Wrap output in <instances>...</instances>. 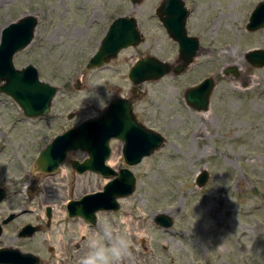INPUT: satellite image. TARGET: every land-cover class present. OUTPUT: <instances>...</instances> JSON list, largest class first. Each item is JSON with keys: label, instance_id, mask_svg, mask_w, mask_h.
I'll return each instance as SVG.
<instances>
[{"label": "rangeland", "instance_id": "1", "mask_svg": "<svg viewBox=\"0 0 264 264\" xmlns=\"http://www.w3.org/2000/svg\"><path fill=\"white\" fill-rule=\"evenodd\" d=\"M161 1L0 0V39L10 23L27 15L39 19L34 41L15 56V66L33 64L42 81L62 88L44 118L27 117L0 92V189L9 191L0 205V222L16 214L0 248L33 253L47 264L53 246L55 261L62 264L67 238L80 239L79 223L67 221V203L101 191L109 179L76 174L65 163L54 177L39 176L38 192L30 179L34 162L56 136L97 117L112 99L132 96L128 75L137 60H178L179 45L156 15ZM184 1L191 11L188 33L200 40L197 56L183 74L143 83L134 102L137 119L167 142L132 168L136 192L119 199L116 213L98 215V225L107 222L117 233L127 232L130 255L122 264H264V68L246 59L250 50L264 49V28L246 29L262 0ZM123 16L137 20L144 42L88 71L111 23ZM231 67L238 76L225 73ZM209 77L216 81L210 109L197 112L187 105L185 93ZM70 114L75 117L69 119ZM111 146L109 164L126 167L123 142L113 140ZM71 155L68 159L85 157ZM203 170L210 180L199 188L196 179ZM47 207L53 209L51 227L46 226ZM159 214L173 218L171 229L155 223ZM28 222L42 230L21 239L18 231ZM96 231H88L85 249Z\"/></svg>", "mask_w": 264, "mask_h": 264}, {"label": "water", "instance_id": "2", "mask_svg": "<svg viewBox=\"0 0 264 264\" xmlns=\"http://www.w3.org/2000/svg\"><path fill=\"white\" fill-rule=\"evenodd\" d=\"M140 1L131 0L134 5ZM190 14L184 0H162L156 9V15L169 37L179 45L178 60L166 62L155 56H144L137 60L128 75L134 85L133 95L129 99H112L97 117L56 136L39 153L33 166L35 173L54 175L69 155L82 151L88 158L84 162L69 160L72 168L80 174L92 172L109 179L101 191L70 201L67 205L69 216L82 217L95 223L98 212L118 211L121 207L119 199L133 195L137 189L138 180L132 168L166 144L163 134L146 127L137 119L134 102L140 97L143 83L156 82L167 75L179 76L193 64L200 48V40L188 33L187 22ZM38 25L37 16H24L5 26L0 39V92L10 96L29 118L47 117L51 113L55 97L62 89L42 81L38 68L33 64L21 69L15 66V56L32 44ZM263 28L264 0L252 11L246 29L255 33ZM143 42L144 35L135 18H116L108 28L98 51L88 61L86 69L90 71L105 67L116 60L123 50L139 46ZM246 59L252 66L264 68V49L250 50ZM225 73L238 76L235 67L228 68ZM215 87V79L209 77L188 88L185 93L187 105L197 112L208 111ZM74 117L75 114L69 115V119ZM113 140L123 142L122 153L126 167L120 170L109 164L113 153ZM209 180L210 173L203 170L197 175L196 184L203 188ZM8 194V190L0 189V205L7 199ZM47 216L51 218V208H48ZM14 217V214L11 215L4 224ZM155 223L161 228L171 229L174 220L167 214H159ZM39 230V227L29 224L19 232V237H33ZM3 234V225L0 224V237ZM0 264H41V259L17 248H0Z\"/></svg>", "mask_w": 264, "mask_h": 264}, {"label": "flooded vegetation", "instance_id": "3", "mask_svg": "<svg viewBox=\"0 0 264 264\" xmlns=\"http://www.w3.org/2000/svg\"><path fill=\"white\" fill-rule=\"evenodd\" d=\"M133 93V92H132ZM131 97V96H130ZM122 98H124V99H129V94L127 95V96H122ZM44 118V117H43ZM87 121V120H86ZM86 121H84V122H86ZM84 122H82V123H84ZM82 123H80V124H82ZM79 124V125H80ZM78 152H81V153H84V152H82V151H77V152H75V153H73L71 156H75L76 155V153H78ZM85 154V157L84 158H82L81 160H78V159H75L74 158V160H78V161H80V162H84L87 158H88V155L86 154V153H84ZM69 160H71V159H68L67 158V160L65 161V163H67V165H69V166H71L70 165V163L68 162ZM64 163V164H65ZM63 164V165H64ZM62 165V166H63ZM62 166H61V168L59 169V171L58 172H60V170L62 169ZM71 168H72V166H71ZM73 169V168H72ZM73 171L76 173V174H79V175H83V174H80V173H78L77 171H75L74 169H73ZM57 172V173H58ZM56 173V174H57ZM87 173H91V174H94V175H97L100 179H105L102 175H100V174H96V173H92V172H87ZM87 173H84V174H87ZM39 176H43V177H45V178H47V177H54L55 176V174L54 175H48V174H43V173H39V174H35V173H32L31 174V184L33 185V187L35 188V187H37V188H35V190L36 191H40V189H39V187H41V185L39 184ZM44 182V181H43ZM85 196V195H84ZM79 200V199H78ZM70 201H72V200H70ZM69 201V202H70ZM68 202V203H69ZM68 203H67V205H68ZM48 208H51V207H47V210H48ZM66 209H67V221L68 222H72V223H75V224H77V223H79V233L81 232H83V234H81V236H80V239H77V240H74V239H71L70 238V236L67 238V241H65V243H64V245L62 246V248H61V251H62V254H63V256H62V264H78V262H79V260H80V258L86 253V251H87V249H85L84 247H85V243H86V237H87V233H88V231H92V232H95L96 231V228L98 227V215H100L101 213H107V214H110V213H116V211H100V212H98L97 214H96V218H97V220H96V222L95 223H91V222H88L86 219H84V218H82V217H71V216H69V212H68V208H67V206H66ZM47 210H46V216H47ZM14 213H12V214H10L9 216H7L6 218H4V219H2V222H0V224H2L3 225V229H4V231L6 230V227L7 226H9V224H11V222H13V220L16 218V214H14L15 215V217L9 222V223H7V224H4V222H5V220H7L11 215H13ZM52 221H53V209L51 208V218H48V216H47V222H46V226L47 227H51V225H52ZM29 224H31V225H33V226H37V227H39L40 228V230H39V232H41V230H42V227H41V225L40 224H33V223H31V222H28V223H26V224H24L21 228H20V230L18 231V237H19V232L25 227V226H27V225H29ZM39 232H37L36 233V235L39 233ZM97 232V231H96ZM35 235V236H36ZM35 236H33V237H27V238H21V237H19V238H21V239H32V238H34ZM29 253V252H28ZM49 253H50V259L48 260V263L47 264H59L60 262L57 260V261H55V259H56V256H57V251L55 250V248L53 247V246H50V248H49ZM41 259V258H40ZM41 264H42V260H41Z\"/></svg>", "mask_w": 264, "mask_h": 264}, {"label": "clouds", "instance_id": "4", "mask_svg": "<svg viewBox=\"0 0 264 264\" xmlns=\"http://www.w3.org/2000/svg\"><path fill=\"white\" fill-rule=\"evenodd\" d=\"M130 255L127 232L117 233L107 222L98 225V231L88 242V250L78 264H122Z\"/></svg>", "mask_w": 264, "mask_h": 264}, {"label": "bare ground", "instance_id": "5", "mask_svg": "<svg viewBox=\"0 0 264 264\" xmlns=\"http://www.w3.org/2000/svg\"><path fill=\"white\" fill-rule=\"evenodd\" d=\"M121 158H122V153H120V155H119V159H121ZM111 162L113 163V160Z\"/></svg>", "mask_w": 264, "mask_h": 264}]
</instances>
